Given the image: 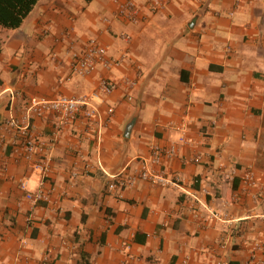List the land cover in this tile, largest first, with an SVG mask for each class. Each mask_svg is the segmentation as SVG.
I'll return each mask as SVG.
<instances>
[{
    "label": "crops",
    "instance_id": "crops-1",
    "mask_svg": "<svg viewBox=\"0 0 264 264\" xmlns=\"http://www.w3.org/2000/svg\"><path fill=\"white\" fill-rule=\"evenodd\" d=\"M126 1L38 0L0 31V264H264V0ZM92 38L118 65L72 75ZM102 79L100 116L34 118L26 159L5 122ZM154 146L175 185L108 189L98 162L132 174Z\"/></svg>",
    "mask_w": 264,
    "mask_h": 264
},
{
    "label": "built area",
    "instance_id": "built-area-1",
    "mask_svg": "<svg viewBox=\"0 0 264 264\" xmlns=\"http://www.w3.org/2000/svg\"><path fill=\"white\" fill-rule=\"evenodd\" d=\"M119 12L124 17L133 21L137 20V9L135 0H127L121 5ZM119 61H111L106 57V48L95 38L89 39L85 46L79 52H73L70 60V70L72 75L88 76L95 73L98 66L110 69L113 65H118ZM115 85L112 81L102 79L99 90L91 95L84 96H64L60 95L52 99H36L28 100L25 107V118L19 124L14 118H9L5 122V127L14 131H19L24 138L23 149L24 157L30 159L31 155L36 151V141L32 134V120L36 117H47L49 115L58 116L61 123L69 124L77 121L80 117L89 120L100 116V111L94 105L95 99H100L101 94L109 95L114 90ZM113 107L107 109V114L113 113ZM104 123V122H103ZM176 152L175 147L164 149L154 146L149 156L140 159L139 168L132 174H126L123 171L118 173H108L100 162L98 166L103 170L104 174L110 178L108 184L109 190L134 187L138 181H147L153 185H167L169 183L176 184L174 180H168L163 168V162L166 158H172ZM42 173L45 169L42 168ZM247 180H251L250 177ZM24 187L25 184L23 183ZM26 198L34 202H49L50 194L39 189L35 193H28Z\"/></svg>",
    "mask_w": 264,
    "mask_h": 264
},
{
    "label": "trees",
    "instance_id": "trees-1",
    "mask_svg": "<svg viewBox=\"0 0 264 264\" xmlns=\"http://www.w3.org/2000/svg\"><path fill=\"white\" fill-rule=\"evenodd\" d=\"M37 2L38 0H0V26L6 29L19 28Z\"/></svg>",
    "mask_w": 264,
    "mask_h": 264
},
{
    "label": "rangeland",
    "instance_id": "rangeland-1",
    "mask_svg": "<svg viewBox=\"0 0 264 264\" xmlns=\"http://www.w3.org/2000/svg\"><path fill=\"white\" fill-rule=\"evenodd\" d=\"M0 31H7V30H5V28L3 29V27L0 26Z\"/></svg>",
    "mask_w": 264,
    "mask_h": 264
}]
</instances>
